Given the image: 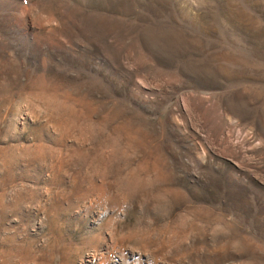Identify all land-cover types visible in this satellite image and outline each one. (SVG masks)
I'll return each mask as SVG.
<instances>
[{"label": "rangeland", "instance_id": "1", "mask_svg": "<svg viewBox=\"0 0 264 264\" xmlns=\"http://www.w3.org/2000/svg\"><path fill=\"white\" fill-rule=\"evenodd\" d=\"M0 264H264V0H0Z\"/></svg>", "mask_w": 264, "mask_h": 264}]
</instances>
